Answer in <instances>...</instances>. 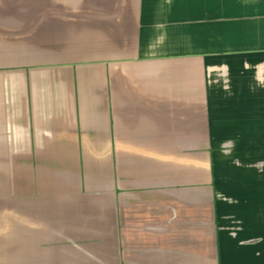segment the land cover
I'll return each instance as SVG.
<instances>
[{
	"label": "crops",
	"instance_id": "1",
	"mask_svg": "<svg viewBox=\"0 0 264 264\" xmlns=\"http://www.w3.org/2000/svg\"><path fill=\"white\" fill-rule=\"evenodd\" d=\"M0 264H264V0H0Z\"/></svg>",
	"mask_w": 264,
	"mask_h": 264
}]
</instances>
